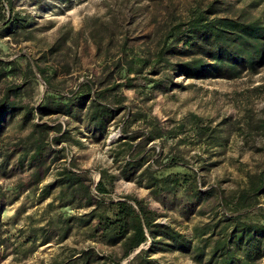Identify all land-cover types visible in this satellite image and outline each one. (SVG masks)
Segmentation results:
<instances>
[{"label":"trees","instance_id":"16d2710c","mask_svg":"<svg viewBox=\"0 0 264 264\" xmlns=\"http://www.w3.org/2000/svg\"><path fill=\"white\" fill-rule=\"evenodd\" d=\"M63 1L0 0V38L19 44L37 27L35 16L16 10L19 2L22 8L46 13ZM235 2L243 5L233 9L227 0H196L185 15L170 2L162 7L153 32L136 46L137 40L127 37L118 18L102 21L86 17L80 33L85 32L102 65L96 76L74 87L69 82L80 70V60L77 52L71 53L67 47L71 31L59 33L55 42L38 54L35 73L27 69L29 64L19 69L15 60L0 59V80L21 72L20 83L8 85L0 96V177L29 172V181L18 187L22 191L19 195L37 190L34 206L51 198L45 210L48 215L55 214L29 232L25 245L38 241L44 246L56 239L62 242L76 229L86 241L106 249L118 248L119 252L106 254L89 245L69 249L71 253L54 264H121L124 260L126 264H161L153 256L168 253L189 256L195 264H257L264 258V215L258 222L249 218V212L264 197V161L245 172L242 186L227 193L201 183L179 149L188 138L196 137L208 151L220 150L230 136L238 135L249 151L263 152L264 147H256L254 141H264V105L255 111L254 104L264 101V82L234 92L231 103L240 117L221 119L214 125L189 114L164 127L138 107L150 101L154 91L167 93L177 88V77L235 80L263 67L264 9L257 13L261 6L258 0ZM224 7L227 14L220 15ZM35 76L46 91L38 103L30 104L22 96ZM148 84L152 86L146 91ZM125 89L139 95L138 105L127 103ZM35 116L39 122L34 121ZM52 116L56 119L42 122ZM59 117L66 121L62 124ZM16 120L29 128L28 133L3 144L2 135ZM115 124L120 126L121 137L112 144L110 158L117 173L100 169L94 183L88 171L78 169L73 156L67 162L66 148L60 146L81 147L82 136L101 143ZM187 129L194 134H186ZM168 140L173 143L166 156L158 158L151 151L155 147L148 148L149 143ZM176 168L185 171L169 172ZM49 171H53V180L38 189ZM119 180L148 190L167 211L180 206L177 211L186 222L195 215L204 219L192 225L188 237L163 223L165 215L141 199L130 195L111 199ZM17 200H7L0 186V210ZM209 202L212 205L206 208ZM68 210L74 213L67 215ZM21 212L25 210L18 214ZM7 242L0 229V247Z\"/></svg>","mask_w":264,"mask_h":264},{"label":"rangeland","instance_id":"374dc122","mask_svg":"<svg viewBox=\"0 0 264 264\" xmlns=\"http://www.w3.org/2000/svg\"><path fill=\"white\" fill-rule=\"evenodd\" d=\"M196 0H64L53 6L51 11L46 13L37 12L30 8H22V3H18L16 10L25 11L35 16L37 27L31 32L27 41L15 44L10 38H0V59L6 61L15 60L19 69H24L29 64V68L35 73L36 58L42 51H46L57 39L59 33L71 31V40L67 47H70L71 53L77 52L80 60V70L75 71L69 82V86L74 87L76 83L84 79L96 76L101 68V61L95 58V49L91 42L86 40L85 32L80 33L85 25L86 17L99 18L102 21H112L118 18L122 31L127 33V37L134 42L136 46L143 37L150 35L154 29L156 19H160L162 7L173 3L176 10L183 15L187 9L193 6ZM207 1V0H206ZM234 8H238L243 3L237 5L236 0H227ZM250 0H245L248 2ZM261 3L257 13L264 9V0H258ZM224 12L220 15L227 14ZM80 34H77V33ZM67 50V48H66ZM65 50V51H66ZM23 57V58H22ZM21 73V72H20ZM20 73L16 71L0 80V96L5 87L11 84L20 83ZM36 77V76H35ZM156 79V78H155ZM264 82V65L256 73L246 74L235 80L207 78L203 80H187L183 77L174 79V83L179 86L167 93L159 91L152 92V99L139 104V95L133 89L123 91L130 106L138 105L141 111H144L150 117H156L160 120L162 126L170 127L177 124L189 114H195L204 121H213V125L221 119H236L240 114L231 103V95L234 92H240L244 89L257 86ZM152 86L148 84L146 91ZM25 94L22 99L30 104L38 103L45 94L46 88L36 77L30 79V84L25 88ZM264 105V101L258 100L254 104L255 111H259ZM55 116L43 118L42 122L50 123ZM38 116H35V122H39ZM58 121L62 124L66 121L64 117H59ZM225 130V128H223ZM29 128L21 127L19 120H16L2 135L3 144L8 140L25 136ZM227 132H224L226 135ZM186 134L192 136L194 133L187 129ZM121 137L120 126L117 124L109 128L106 139L101 143H93L82 136L81 147H68L65 144L60 147L66 148L67 162L73 156L78 169L88 171L93 182L99 179V170L108 169L111 173H117L116 166L112 164L110 151L112 144ZM185 146H180L185 162L190 168L197 172L200 182L206 187L217 186L221 190L229 193L244 184L245 172L254 170L264 161V151H249L243 139L238 135H232L228 139L226 146L220 150L208 151L196 137L188 138ZM173 142L168 140L166 143L155 141L148 144V148H154L158 158L166 156L169 146ZM252 145L253 143H249ZM256 147L263 146L264 141L256 138L254 141ZM1 148V144H0ZM164 160V159H163ZM212 165V166H211ZM205 168V170H203ZM184 172L183 168L169 170V172ZM42 183L38 185L40 189L43 185L53 180V171L43 175ZM29 181V172L18 174L10 178L0 177V186L2 187L6 199H18L9 206H2L0 210V227L2 239H7V246L0 247V264H54L55 261L65 259L71 252L69 249H84L93 245L96 249L104 251L106 254H117L118 248L106 249L86 241L82 234L76 229H72L68 238L60 242L56 239L49 245L40 246L38 241L35 244L25 245L23 241L33 228L44 225L48 216H55L54 212L49 215L45 210L46 204L51 200L49 198L44 203L34 206L38 191L30 190L19 195L18 187ZM36 188V189H37ZM19 195V196H18ZM134 196L143 200L152 210L157 211L165 217L161 218L163 223L170 224L184 235L191 236V227L194 223L203 220L198 216H192L189 222H186L179 216L176 207L174 211L165 210L150 195V192L144 188H139L132 182L119 180L115 183L114 191L110 195L113 200L124 196ZM17 197V198H16ZM10 202V201H9ZM212 205L209 202L206 208ZM178 206V203H177ZM25 210L24 213L19 211ZM74 213L67 211V215ZM76 213V212H75ZM78 213H82L79 211ZM264 215V197L260 198L256 209L249 212V218L253 221H260ZM60 242V243H59ZM23 243V244H22ZM9 245V246H8ZM6 247H8L6 249ZM161 264H195L189 256L179 253H168L155 255ZM126 260L121 264H126ZM257 264H264V258Z\"/></svg>","mask_w":264,"mask_h":264}]
</instances>
